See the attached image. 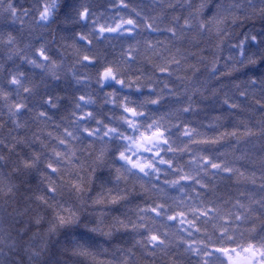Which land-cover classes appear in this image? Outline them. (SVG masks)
<instances>
[{
  "label": "snow or ice",
  "instance_id": "snow-or-ice-1",
  "mask_svg": "<svg viewBox=\"0 0 264 264\" xmlns=\"http://www.w3.org/2000/svg\"><path fill=\"white\" fill-rule=\"evenodd\" d=\"M112 7L128 9L129 5L125 0H119V4ZM167 7L174 6L169 4ZM187 8L190 11L183 17V24L179 23L180 16H173L169 24H164L163 11L149 17L132 8L127 18L117 13L111 24L92 19L93 26L87 33L75 32L73 43L69 45L76 57L73 69L76 66L96 69L95 83L99 91L112 89L104 93V103L112 108L103 114L95 110L96 99L91 92L74 96L67 126L55 123L53 116L45 110H58L61 97L54 98L48 92L40 95L38 86L20 70V65L5 67L8 61L16 58L33 69H40L42 80L49 77L58 82L63 61L53 58L43 33L21 47L11 31L0 32V45L6 49L5 64H0L3 74L0 100L4 101L14 125L6 136L0 137V198L6 205L9 200L23 205L21 209L7 213L13 223L20 225L15 237L10 234L0 237V243L17 257L12 264H68V259L60 257H80L88 264H139L136 249L153 259L158 253L168 257V264H186L185 258L188 264H264V196L255 199L241 192L230 206L228 202L224 207L211 201L206 203L200 199L202 192L197 187L209 189L203 177L210 170L213 176L228 174L236 177L237 182L248 177L238 167L225 161L214 162L212 156L193 151V146L219 145L229 138L239 144L244 137L256 133L247 121L238 120L231 131L225 129L209 137L182 119L199 108L195 99L197 94L204 102L214 101L221 92V103L227 105L230 112L256 109L264 113V67L259 75L253 71L246 80L233 83L238 98L248 102L251 97V103L242 106L241 103H230L233 98L224 91L223 85L212 89L207 96L204 95L206 89L194 87L189 90L188 85L200 68L189 63V58L196 53L178 46L185 41L196 46L199 37L214 32L220 38L216 48L221 50L224 40L230 36L225 30L229 22L235 25L238 21L259 19L264 24V0H233L215 5L210 4V0H199V3L188 0ZM34 9L33 25L42 30L56 23L78 25L96 16L89 6L77 0H42L34 5ZM60 13H63L62 20ZM0 16L5 18L6 26L18 23L23 32L33 11L17 8L12 0H8L0 7ZM142 31L161 36L167 34L168 38L136 39ZM111 34L134 41L122 49L119 60L108 59L106 47H100L102 43L110 42ZM31 35L32 26L29 27ZM203 51L199 49L200 53ZM229 52L224 63L228 71L220 73L221 76L238 71L236 65L240 69L264 65V27L255 34L245 33L242 40L230 46ZM220 59L216 53L211 60L201 54L198 63L208 67L209 75L218 80L216 73L220 71ZM138 64L140 66L134 67ZM145 66L150 71H146ZM182 71L184 75H177ZM189 71L191 76L186 74ZM72 76L77 84L89 86L91 83V76L86 73L78 75L73 70ZM173 77L185 85L186 101L172 86ZM144 89L148 90V95H144ZM257 89L260 99H255ZM23 94L37 99L39 110L35 112V119L45 125L47 121H53L55 128L60 130L58 134L49 131L47 138H42V129L32 133L31 137L12 134L14 130L28 127L27 122L21 123L18 117L24 111H33ZM169 103L179 106L161 111ZM215 119L223 118L217 116ZM258 125L259 135L264 137V115ZM4 126L0 123V128ZM240 126H243V132ZM201 136L203 138H197ZM178 140H187V143L176 146ZM96 144L100 145L98 149ZM183 154L189 156L187 170L177 163ZM260 164L264 169V157ZM161 175L175 178L165 179L161 184ZM189 182L198 205L186 190L185 183ZM251 182L255 184L254 179ZM137 186L144 205L137 206L136 219L121 213L112 216V223L106 225L105 220L114 210L113 206L128 203ZM95 187L99 191L93 196ZM177 189L189 202L186 211H176L173 204L168 203L178 199L169 195L170 190ZM260 190L264 192V184L260 185ZM65 193L73 194L74 199L69 202L64 198ZM179 204L185 205V199H179ZM98 208L108 211H97ZM201 223L211 225L212 234L207 227L202 230ZM89 224L93 226L89 227ZM170 224L177 225L175 232L169 230ZM81 228L85 231L80 232ZM121 229L131 231L138 238L131 247H117L110 259H100L109 255V250L94 243L91 234L99 233L111 239ZM199 235L204 238H196ZM181 248L183 252L178 251ZM0 254H5L3 247H0Z\"/></svg>",
  "mask_w": 264,
  "mask_h": 264
},
{
  "label": "trees",
  "instance_id": "trees-1",
  "mask_svg": "<svg viewBox=\"0 0 264 264\" xmlns=\"http://www.w3.org/2000/svg\"><path fill=\"white\" fill-rule=\"evenodd\" d=\"M8 0H0V7L5 5ZM42 0H12V3L17 8H29L33 11V16H30L26 20L25 29L21 32L19 24L16 25H7L5 22V18L0 16V32L11 31L13 35H16L21 47H24L25 44L33 41L35 37L41 35L48 42V47L51 49V53L54 59L58 62L63 61L62 66L59 70V75L61 77L60 81H52L49 77H44L42 80L43 73L40 69H33L27 63L21 62L19 59L14 58L13 61H8L5 64V53L6 49L3 45H0V64H5L7 68H13L15 65H20V70L24 71L33 84L37 85V91L40 95H43L45 92H48L54 96L61 97L59 101V108L57 109H45L49 111V115L53 116L55 123H62L64 126H67L68 120L71 119V112L73 111V102L72 97L91 92L96 99V103L93 106L95 110H99L102 114L109 113V110L112 108L111 105L104 103V93L112 91L111 88H105L103 92L99 91L98 86L95 83V73L96 69H83L79 66H76L73 69V65L75 63V55L73 49L69 47L73 43V35L75 32L84 31L88 32L92 28V19H99L101 24L104 23H113L112 17L116 16L117 13L119 15L127 18L129 14H131V9L136 8L137 11L141 12L143 16L154 17L159 15L162 11L165 15L164 24H169L172 20L173 16H180L181 19L179 21L180 24H183V17L188 15L190 11L187 8L188 0H125V3L129 5L128 9H121L119 7H112L113 4H119V0H77L78 3H83L90 7L91 11L96 14L95 17H90L87 22H81L78 25H65L63 23H56L51 25L48 29H40L33 25V18L36 15L34 5L41 3ZM193 3H199V0H192ZM233 0H210V4L215 5L216 3H232ZM235 2H243V0H235ZM173 5V8H168L167 5ZM184 5V7H181ZM210 14V13H209ZM63 13H60L59 19L62 20ZM32 26V35L29 36V27ZM114 26V25H113ZM164 25L162 24L161 27ZM264 27V24L261 23L259 19L252 20H243L238 21L235 25L229 22L225 25V30L230 32V36L224 40L221 50H217L216 45L219 43V37L212 34L205 33L203 36L199 37V44L193 46L192 44L185 41L183 44L178 45L181 48H185L190 53H196L195 56H191L189 58V63L196 64L200 68V72L194 77L193 81L188 85L189 90L194 87H200L201 89H206L204 95H210L212 89L220 88L222 85L224 86V91L229 94L233 99L230 100V103H241L242 106L245 104L251 103V97L248 102L243 101L238 98V93L235 92V89L232 87L234 82H239L242 80H246L249 75L254 71L257 75L260 73V69L264 67V65H257L254 68L249 67L248 69H240L239 65H236L238 71H234L231 75L221 76L220 73H227L228 69L224 67V63L226 58L230 55L229 48L231 45L237 44L240 40L244 38L245 33H257ZM108 35V34H106ZM145 38L150 40H165L167 34L164 36L158 34H149L147 31H142L140 35L136 37V39L143 41ZM110 42L102 43L100 47H106L108 52V59L110 60H119L120 52L122 49L127 48L128 44L134 43V41L128 39L126 36H118L117 34H111L109 37ZM95 43V40H94ZM115 47H112V46ZM199 49H204L203 53L199 52ZM31 50L29 49V52ZM141 52H143V46L141 45ZM218 54L220 59V64L218 65L220 71L216 73L218 80L212 78L209 75V68L204 67L198 63V57L202 54L208 57L209 60L212 59L213 54ZM140 57H138V60ZM138 65H134V67H138ZM231 67V64L229 65ZM76 71L78 75L80 74H88L91 76V83L89 86H85L83 84H77L75 79L72 76V71ZM146 71H150V68L145 66ZM185 73L179 72L177 75H184ZM191 76L192 73L189 71L186 73ZM0 83H3V74L0 73ZM172 86L176 88L177 92L181 94L183 100L186 101V97L183 95V90L185 85L180 81L172 78ZM45 84L48 85L45 88ZM162 87V85H160ZM27 96V101L29 107L33 109L32 112L24 111L18 119L21 123L27 122L28 127L26 129L14 130L12 132L13 135L19 133V135H27L29 137L32 136V133L37 132L38 129L43 130L42 138H47V132L51 131L54 134H58L60 130L55 128V124L53 121H47L46 125L42 121H38L35 119V112L39 110V104L37 103V99L28 96L27 94H23ZM144 95H148V90L144 89ZM16 97L14 96L13 99ZM133 98H136L135 96ZM142 98V97H141ZM223 98V92L220 93V96L216 98L214 101H200V96L197 94L196 101L199 104V108L190 115H186L182 117L183 120L188 122L191 127L198 129V131L202 134H206L207 136H215L218 132L224 131L227 129L231 131L233 127L237 126L238 120L247 121L249 127L252 129L256 135L252 137H244L241 139L240 143L237 144L236 140L233 138H229L226 141L221 142L219 145H198L193 146V151L195 153H203L204 155L212 156L214 162L225 161L229 165L240 168L244 171L245 176L248 177L246 180H241L237 182V178L234 176H230L228 174L219 173L216 176L212 175L211 170L209 171L207 176L203 177V182L209 185L208 190L200 189L197 187L198 191L202 192V196L200 199H203L206 203L211 201L214 205L224 207L225 202H228L230 206L237 198H239L240 193L243 192L246 196H252L255 199H259L261 196H264V192L260 190V185L264 184V169H262L260 164L261 157H264V137L259 135V125L258 121L261 119L264 113H261L259 110L254 109L253 112H241L239 109L234 110V112H230L227 105H223L221 103V99ZM255 99H260L259 90H256ZM103 106V107H101ZM179 105L176 104H167L161 111L167 110L168 108H175ZM118 114V113H117ZM220 116L223 119L220 121H216V117ZM63 118V119H62ZM0 123H3L5 126L0 128V137L6 136L8 134L9 129H14V125L11 122L7 114V109L4 106V101L0 100ZM222 125V127H216V125ZM240 131L243 132V126H240ZM197 138H203L197 137ZM183 143H187V140L177 141L176 146H183ZM235 145V148H233ZM38 147V145H37ZM97 149L100 147L99 144L95 146ZM223 153V155H220ZM170 158V157H169ZM189 160V156L187 154H183L182 158L177 159V163L183 165L185 169H188L187 161ZM163 167V166H162ZM7 171V170H5ZM254 173V176H253ZM107 175V172H105ZM175 177L169 175L165 177L161 175L160 183L162 184L165 179H174ZM255 180V184L251 181ZM35 183V181H33ZM111 186V185H109ZM121 188L124 187L123 184L120 185ZM186 190L188 194L192 196L193 201L197 202L198 200L195 197V194L192 192V186L189 183H185ZM99 191L98 187H95L91 195H95V193ZM140 192L139 186H137L136 192L133 193L129 197V202L126 204H121L118 206H113L114 210L111 215H109L105 224L110 225L112 223V216L119 215L121 213L126 214V217L131 218L132 220L136 219V208L137 206L143 207L144 200L138 195ZM169 195L172 197L178 198L176 202L168 201V203L173 204V207L176 211L184 210L186 211V206L189 204L187 199L184 197L179 190H170ZM64 198L71 202L74 199L73 194L65 193ZM179 199H185V205L179 204ZM247 202V201H245ZM23 205L18 204L16 201L9 200L7 205L3 198H0V237H4L5 234H10L11 237H15L16 229L20 227V225L12 222L11 217L7 215V213H13L14 209H21ZM108 211L107 208L100 209L97 211ZM171 214V213H169ZM191 219L192 217L189 215L188 217ZM92 224H89V227H92ZM202 230L207 227L209 234H212L213 230L211 225L205 226L204 224L199 225ZM169 230L175 232L177 225L170 224L168 225ZM246 227V226H245ZM35 231V229H33ZM80 232H84L85 230L81 228ZM94 237V243L101 245L103 248H107L109 250V255L101 256L100 259H110L111 253L115 251L117 247L128 248L131 247L136 237L131 231H125L121 229L118 232H115L111 239L100 235L99 233L91 234ZM198 239H203L202 235L197 236ZM215 235H213V239H215ZM63 239V237H61ZM0 247H3V251L6 254H0V261H4V264H12L14 259H17L12 253L9 252L7 247H4L2 243H0ZM137 254L139 256V264H168V257H164L161 254H157V256L153 259L151 257H147L143 252L139 249H136ZM179 252H183V248L178 250ZM61 259H68V264H88V261L84 258L80 257H60ZM186 264H188L187 259Z\"/></svg>",
  "mask_w": 264,
  "mask_h": 264
}]
</instances>
